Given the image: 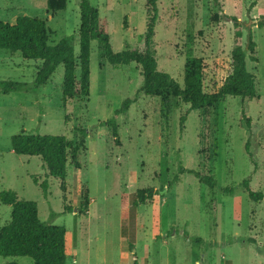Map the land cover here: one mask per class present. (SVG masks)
<instances>
[{
	"label": "rangeland",
	"instance_id": "374dc122",
	"mask_svg": "<svg viewBox=\"0 0 264 264\" xmlns=\"http://www.w3.org/2000/svg\"><path fill=\"white\" fill-rule=\"evenodd\" d=\"M88 1L107 20L114 52L140 43L145 0ZM217 4L157 0L152 37L157 69L181 85L184 57L199 56L205 89L211 91L230 55L234 27L228 16H235L242 22L241 44L246 27L255 43L256 60H245L255 76L254 98L227 95L210 107L190 110L174 98L164 106L158 97L138 91L142 77L134 62L109 64L94 39L89 94L63 103L61 65L46 84L33 87L40 60L0 49V82L29 88L0 92V192L12 190L18 199L35 201L40 220L65 227V264H132L133 252L138 264H262L263 202L249 199L241 182L247 179L252 190L264 185V0ZM214 12L219 13L215 20ZM21 14L45 20L49 44L69 36L77 55L79 0H67L55 12L47 10L45 0H0V20L13 23ZM125 98L132 102L117 114L114 137L101 121ZM79 129L84 130L79 167L68 162L63 180L48 174L40 156L15 154L10 144L20 131L76 140ZM179 166L210 172L216 186L179 173ZM43 180L45 194L38 185ZM149 186L155 190L152 198L133 206L135 191ZM83 195L88 203L79 210ZM10 211L0 202V226L9 221ZM11 261L32 264L26 256H0V264Z\"/></svg>",
	"mask_w": 264,
	"mask_h": 264
},
{
	"label": "trees",
	"instance_id": "16d2710c",
	"mask_svg": "<svg viewBox=\"0 0 264 264\" xmlns=\"http://www.w3.org/2000/svg\"><path fill=\"white\" fill-rule=\"evenodd\" d=\"M67 0H45L48 11L55 12L66 6ZM217 4V0H213ZM145 28L140 43L134 48H126L114 52L109 43L107 20L101 17L98 10L88 0H79L78 53L74 55L72 41L69 36H62L54 44L48 43V30L45 20L36 16L21 14L13 23L0 20V49L10 53L18 52L24 59L40 60L33 80V87L46 84L57 65L63 69L61 82V100L84 97L89 94V63L90 41L96 39L102 57L112 65L134 62L142 77L138 91L146 95L156 96L166 106L169 100L177 98L188 104V109H203L214 105L225 96H238L242 99L256 97V81L252 72L246 69V57L255 61V43L252 40L250 27L246 30L245 43L241 44L242 22L235 16H228L232 21L233 44L227 63L220 76L213 82L212 90L207 91L204 82L205 64L199 56L188 54L183 59L182 84L176 82L167 72L157 69V62L152 51V37L157 20V0H145ZM219 13L212 14L213 20ZM262 22H257L261 26ZM78 69V74H76ZM29 89L25 84L15 81H1L0 92L22 91ZM132 102L125 98L113 114L101 121L110 129L112 136H117V114L125 111ZM243 112V111H242ZM186 113V112H185ZM185 115L180 116V123ZM248 126V119L246 120ZM78 138L72 140L62 134H39L20 131L11 135L12 151L19 155L40 156L48 174L63 180L66 175V164L71 162L79 167L76 159L77 151L84 143V130H78ZM117 141V139H116ZM247 149V142L245 144ZM178 172L192 173L200 182L213 188L216 180L207 172L201 174L195 170H187L179 166ZM36 182V179H34ZM45 194L46 180L38 184ZM242 189L252 201H262V264H264V185L261 190H252L248 180L241 182ZM224 192H232L225 187ZM155 190L152 187L138 188L132 198L133 206L150 200ZM0 202L11 207L10 219L0 226V256H26L32 264H65L66 244L65 227L44 222L38 217L35 201L18 199L16 192L3 190L0 192ZM88 199L85 195L80 202L79 210L86 208ZM67 211H71L67 207ZM200 241V237H192ZM131 247V244H130ZM132 264H138L135 252L131 254ZM6 264H19L11 261Z\"/></svg>",
	"mask_w": 264,
	"mask_h": 264
}]
</instances>
